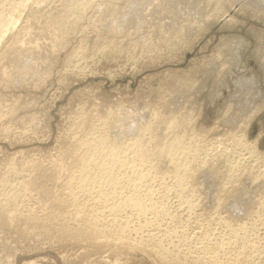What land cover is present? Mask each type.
I'll return each instance as SVG.
<instances>
[{
	"label": "rangeland",
	"instance_id": "1",
	"mask_svg": "<svg viewBox=\"0 0 264 264\" xmlns=\"http://www.w3.org/2000/svg\"><path fill=\"white\" fill-rule=\"evenodd\" d=\"M0 19V264H264V0Z\"/></svg>",
	"mask_w": 264,
	"mask_h": 264
},
{
	"label": "bare ground",
	"instance_id": "2",
	"mask_svg": "<svg viewBox=\"0 0 264 264\" xmlns=\"http://www.w3.org/2000/svg\"><path fill=\"white\" fill-rule=\"evenodd\" d=\"M20 2H21V1H20ZM84 5H85V4H84ZM78 8H79V7H77V9H78ZM80 9H81V8H80ZM78 10H79V9H78ZM1 13H2V12H1ZM8 15H9V14H8ZM12 15H13V14H12ZM12 15H11V16H12ZM4 17H5V16H4ZM8 17H9V16H8ZM75 17H76V16H75ZM6 18H7V17H6ZM2 19H3V18H2ZM2 19H0V21H1ZM11 19H12V17H11ZM14 21H15V20H14ZM10 24H11V20H10V21H8V20L3 21V20H2V23H0V37L3 36V35H1V34H2V31L6 32L5 30L9 27ZM12 24H13V23H12ZM12 24H11V25H12ZM14 24H15V22H14ZM14 24H13V25H14ZM3 27H4V29H3ZM12 27H13V26H12ZM1 28H2V29H1ZM107 115H108V114H107ZM109 116H110V115H109ZM104 119H105V118H104ZM109 120H110V119H109ZM107 121H108V120H107ZM116 122H117V121H116ZM170 123H171V122H170ZM119 124H120V123H119ZM184 124H185V123H184ZM168 126H170V124H169ZM184 126H185V125H184ZM170 127H171V126H170ZM185 127H186V126H185ZM117 128H118V127H117ZM167 128H169V127H167ZM179 128H180V127H179ZM88 129H89V128H88ZM119 129H120V128H119ZM167 130H168V129H167ZM170 130H171V128H170ZM89 131H90V130H89ZM172 132H173V131H172ZM82 134H83V133H82ZM140 135L142 136V134H140ZM140 135H139V136H140ZM168 135H169V134H168ZM117 137H118V136H117ZM120 137H121V136H120ZM135 138H136V137H135ZM181 138H182V137H181ZM176 139H177V138H176ZM121 140H122V139H121ZM130 141H131V140H130ZM139 141H140V140H139ZM102 142H103V141H102ZM135 142H136V141H134V143H135ZM137 142H138V141H137ZM176 142H177V141H176ZM103 143H104V142H103ZM108 143H109V142H108ZM110 143H111V142H110ZM112 143H113V142H112ZM114 143H117V142H114ZM114 143H113V145H114ZM138 144H139V143H138ZM179 144H180V143H179ZM83 145H84V144H83ZM93 145H94V144H93ZM109 145H110V144H109ZM118 145H119V144H118ZM126 145H127V144H126ZM116 146H117V145H116ZM180 146H181V145H180ZM141 147H142V145H141ZM143 147H144V146H143ZM145 147H146V146H145ZM145 147H144V148H145ZM174 147H175V146H174ZM176 147H177V146H176ZM113 149H114V148H113ZM139 149H140V147H139ZM145 149H146V148H145ZM150 149H151V148H150ZM156 149H157V148H156ZM156 149H155V150H156ZM159 149H160V148H159ZM159 149H158V150H159ZM169 149H170V148H169ZM172 149H173V148H172ZM178 149H179V148H178ZM155 150H154V151H155ZM167 150H168V149H167ZM104 151H105V150H104ZM104 151H103V152H104ZM113 151H114V150H113ZM115 151H116V150H115ZM142 151H143V150H142ZM142 151H141V152H142ZM151 151H153V150H151ZM156 151H157V150H156ZM162 151H163V150H162ZM165 151H166V150H164V152H163L164 154H165ZM95 152H96V151H95ZM146 152H147V150H146ZM93 153H94V152H93ZM113 153H114V152H113ZM113 153H112V151H111V154H113ZM144 153H145V152H143V154H144ZM166 153L169 154L167 151H166ZM171 153H172V152H171ZM171 153H170V154H171ZM131 154H132V153H131ZM138 154H140L141 156L143 155V154H141V153H138ZM147 154H148V153H147ZM151 154H152V153H151ZM170 154H169V155H170ZM140 155H137V156H140ZM144 155H146V154H144ZM159 155H162V156H164V157L166 156V154L163 155L162 153H160ZM246 155H247V154H246ZM115 156H116L117 159L120 158V157L118 158L117 155H115ZM173 156H174V154H172V156H170V158L172 159ZM247 156H248V155H247ZM85 157H86V156H85ZM112 157L115 158L114 155H113ZM112 157H111V158H112ZM146 157H147V156H146ZM166 157H168V156H166ZM109 158H110V157H109ZM147 158H148V157H147ZM173 158H174V157H173ZM91 159H92V158H91ZM117 159H115L116 162L119 161V160H117ZM140 159H141V158H140ZM160 159H161V158H160ZM160 159H159V162H160ZM163 159H166V158H163ZM163 159H161V161H162ZM167 159H168V158H167ZM110 160H111V159H110ZM110 160H108V161H110ZM113 160H114V159H113ZM142 160H143V159H142ZM149 160H150V159H149ZM172 160H173V161H172V163H173V162H174V159H172ZM175 160H176V158H175ZM86 161H88V160H86ZM86 161H85V162H86ZM91 161H93V160H91ZM94 161H95V160H94ZM97 161H98V160H97ZM111 161H112V160H111ZM111 161H110V162H111ZM120 161H121V159H120ZM120 161H119V162H120ZM168 161H169V164H168ZM168 161H167V164H166V165H170V164H172V163H170V162H171L170 159H169ZM178 161H179V160H178ZM88 162H89V161H88ZM105 162H106V161H105ZM114 162H115V161H114ZM159 162H158V163H159ZM163 162H165V161L163 160ZM176 162H177V161H176ZM112 163H113V162H112ZM112 163H111V164H112ZM117 163H118V162H117ZM117 163H116V164H117ZM152 163H154V162H152ZM155 163H157V162H155ZM99 164H101V163H99ZM120 164H121V163H120ZM120 164H119V166H120ZM177 164H178V163H177ZM187 164H188V163H187ZM151 165H152V164H151ZM157 165H158V164H157ZM160 165H161V164H160ZM172 165H174V164H172ZM172 165H170V167H171L170 169H172ZM178 165H179V164H178ZM178 165H177V166H178ZM113 166H114V165H113ZM81 167H82V166H81ZM107 167H108V166H107ZM155 167H157V166H155ZM165 167H166V166H165ZM167 167H169V166H167ZM167 167H166V168H167ZM179 167H180V166H179ZM179 167H178V168H179ZM104 168H105V167H104ZM132 168H134V167H132ZM153 168H154V167H153ZM176 168H177V167H176ZM176 168H173V170L175 171ZM183 168H184V167H183ZM190 169H191V168H190ZM79 170H80V169H79ZM173 170H172V171H173ZM178 170H179V169H178ZM81 171H83V169H82ZM140 171H141V170H140ZM170 171H171V170H170ZM172 171H171V172H172ZM176 171H177V170H176ZM179 171H180V170H179ZM179 171L175 172V174L178 173ZM183 171H184V170H183ZM185 171H186V170H185ZM185 171H184V172H185ZM180 172H181V171H180ZM186 172H189V171H186ZM192 172H193V171H192ZM192 172H191V173H192ZM105 173H106V172H105ZM181 173H183V172H181ZM141 174H142V173H141ZM178 174H179V173H178ZM85 175H87V174L85 173ZM126 175H127V174H126ZM182 175H183V174H182ZM184 175H185V174H184ZM184 175H183V177H181V176H180V177H181V178H187V177H188V176H187V177H184ZM192 175H193V174H192ZM148 176H149V175H148ZM154 176H155V175H154ZM169 176H170V175H169ZM178 176H179V175H178ZM82 177H84V176H82ZM180 177H179V178H180ZM87 178H88V176H87ZM143 178H144V177H143ZM181 178H180V179H181ZM189 179H192V178H189ZM80 180H81V184L84 186V183H83V182H84V180H85V177L82 178V179L80 178ZM80 180H79V181H80ZM69 183H70V182H69ZM79 183H80V182H79ZM182 183H183V182H182ZM81 184H80L79 186L83 187ZM189 184H190V183H189ZM9 188H10V187H9ZM87 188H88V187H87ZM223 190H224V189H223ZM221 191H222V190H221ZM120 192H121V191H120ZM143 193H144V192H143ZM109 194H110V193H109ZM77 197H78V196H77ZM129 197H130V196H129ZM131 197H132V196H131ZM131 197H130V198H131ZM126 198H127V196H126ZM130 198H129V199H130ZM132 198H133V197H132ZM137 198H138V197H137ZM133 199H134V198H133ZM135 199H136V198H135ZM125 200H126V199H125ZM138 200H139V199H138ZM138 200H137V199H136V200H133V201L131 200V201H132V204H131V205L134 206V207L132 206L133 209L135 208L136 210H138L139 212H141V211L145 210V208H146L145 206H146V205H145V204L143 205L142 202L140 203ZM147 200H148V199H147ZM122 201H123V200H122ZM140 201H141V200H140ZM127 202H129V201H127ZM88 206H89V205H88ZM129 206H130V205H129ZM190 206H191V205H190ZM194 206H195V205H194ZM112 207H113V206H112ZM154 207H155V206H154ZM107 208H108V207H107ZM96 209H97V208H96ZM80 210H81V209H80ZM109 210H111V207H110ZM188 210H189V209H188ZM146 211H147V210H146ZM111 212H112V210H111ZM136 212H137V211H136ZM139 212H138V213H139ZM95 213H96V212H95ZM103 213H104V212H103ZM142 213H143V212H142ZM149 213H150V212H149ZM144 214H145V213H144ZM144 214H143V215H144ZM77 216H78V215H77ZM101 219H102V218H101ZM85 220H86V219H85ZM89 221H91V220H89ZM92 221H93V218H92ZM92 221H91V222H92ZM99 222H100V221H99ZM84 224H86V223H84ZM89 224H90V225H89ZM93 224H94V223H93ZM118 224H120V223H118ZM94 225H95V224H94ZM83 226H84V225H83ZM86 226H88V228H89V226H90V234L87 233L88 236L91 235V234H92V236H93L94 233H95V232H94L95 230H93V227H92L93 225H91V223H88V225H86ZM82 228H83V227H82ZM84 228H85V227H84ZM88 228H87V229H88ZM91 228H92V229H91ZM96 228H97V226H96ZM87 229H86V230H87ZM94 229H95V228H94ZM116 229H117V228H116ZM86 230H85V231H86ZM103 230H104V229H103ZM97 231H98V230H97ZM86 232H87V231H86ZM88 232H89V231H88ZM93 232H94V233H93ZM153 232H154V231H153ZM96 233H97V232H96ZM96 233H95V235H96ZM102 233H104V232H102ZM83 235H84V234H83ZM95 235H94V236H95ZM140 235H142V234H140ZM75 236H76V235H75ZM97 236H98V235H97ZM116 237H117V236H116ZM145 237H146V236H145ZM89 238H90V237H89ZM94 238H95V237H94ZM96 238H97V237H96ZM98 238H99V240H100V237H98ZM153 238H154V237H153ZM102 239H103V238H102ZM90 240H91V239H90ZM108 240H109V239H108ZM94 241H95V240H94ZM94 241H93V242H94ZM139 241H140V240H139ZM227 242H228V241H227ZM94 244H95V243H94ZM96 244H97V242H96ZM122 244H123V243H122ZM132 246H133V245H132ZM136 246H137V245H136ZM146 247H147V246H146ZM129 248H130V247H129ZM156 252H157V251H156ZM195 261H196V260H195ZM202 261H203V260H202Z\"/></svg>",
	"mask_w": 264,
	"mask_h": 264
}]
</instances>
